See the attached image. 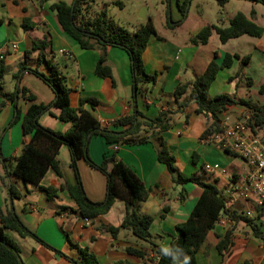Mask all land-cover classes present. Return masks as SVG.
<instances>
[{
    "label": "crops",
    "instance_id": "0c3cea01",
    "mask_svg": "<svg viewBox=\"0 0 264 264\" xmlns=\"http://www.w3.org/2000/svg\"><path fill=\"white\" fill-rule=\"evenodd\" d=\"M57 1L60 0H0V60L6 65L4 90L13 92L18 83L21 88L27 89V96H35L36 103L50 104L55 100L51 88L32 72L25 71L19 81L14 76L33 41L49 35L52 41L50 55L66 75L67 84L71 88L70 101L74 108L90 110L108 128H115L116 121L131 114L135 107L150 118H156L162 112L168 113L172 126L161 135L176 158L177 173L185 176L202 175L215 181L217 186L221 182L219 189L225 201L224 187L228 179L241 178L249 170V166L237 154L220 148L213 138L201 141L200 137L212 120L197 112L194 101L185 106H182V102L191 91V82L204 72L211 60L221 64L228 53L239 54L241 57L251 55V60L240 77H236L240 68L238 59L230 68L221 69L209 92L211 96L226 93L237 99H247L253 109L259 96L264 97L261 92L264 84V34L262 37L243 35L222 43L219 36L213 33L207 44L195 45L190 39L196 33L181 37L173 29H170V34H160L157 31L143 53L145 71L149 75L156 74V81L147 82L143 79L140 83L142 91L136 94L133 91L128 53L119 47H109L106 51V65L111 69L112 76L97 75L95 70L102 50L81 48L62 29L56 12L51 9V4ZM172 1L170 7L174 9L172 17L175 20L171 27L182 21L180 14L175 12ZM202 1L213 4L210 0ZM232 1H237L238 4H233L235 2ZM180 3L182 0H177L179 10ZM192 3L193 0L190 1V7ZM230 4L233 7L230 13L223 15L217 22L207 19L204 26H227L237 12H243L264 28L262 2L229 0L224 9ZM146 17L147 15L143 18ZM25 20L33 24L28 30L23 27ZM149 20L153 21L152 18ZM29 62L32 66L39 63L37 53L30 55ZM41 69L45 70L43 66ZM6 77H11V89L8 90L5 89L8 84ZM248 77L252 79L251 85H248ZM183 84H187L186 92L176 98L175 90L178 85ZM27 96L21 93L17 99L22 116L31 104ZM93 101L96 103L92 104ZM261 104L264 105V102ZM250 107L242 104L234 107L229 112L231 120H243ZM14 111V103L8 100L0 109L1 151L3 157L10 162V169L29 140V136L23 133L21 119L8 127ZM52 111L58 115L60 107L54 105ZM40 122L55 131L64 132L71 127L70 123L62 122L50 113L43 114ZM140 135L147 136L148 141L135 145L109 144L101 135H94L90 140L89 152L94 162L101 163L104 156L116 151L117 157L130 166L144 182L149 190V197L142 202L141 212L153 219L150 227L155 236L153 243L139 239L129 229H121L116 234L107 229L109 226H120L125 218L126 204L120 198L114 200L108 212L90 219V223L77 213L78 206L68 191V184L73 182V171L70 167V151L66 145L61 147L58 154L62 175L50 170L41 182L43 187L54 190L51 198H47L38 187L28 186L16 178L6 176L5 167L0 160V211H16L26 227L52 247L32 236L22 237L15 231L7 232L18 243L25 264H72L56 250L77 258L78 251L73 244L89 248L100 264H157L159 246L171 243L178 235L177 225L188 219L202 189L191 182L178 185L173 181L168 167L158 159L160 140L157 131L141 132ZM206 163L220 164L224 173L204 170ZM78 167L88 198L93 202L104 201L107 189L105 174L84 159L78 161ZM11 182L21 191L20 199L12 200L9 189ZM227 208L239 213L253 208L254 215L251 218L258 214L253 204L243 201ZM220 218L226 224L217 222L208 233L206 241L198 250L197 264H264V239L254 236L251 228L242 221L231 220L225 213ZM260 221L264 223V212ZM230 229H233V245L227 252H220L218 245ZM129 248L145 251L147 257L131 253Z\"/></svg>",
    "mask_w": 264,
    "mask_h": 264
},
{
    "label": "trees",
    "instance_id": "16d2710c",
    "mask_svg": "<svg viewBox=\"0 0 264 264\" xmlns=\"http://www.w3.org/2000/svg\"><path fill=\"white\" fill-rule=\"evenodd\" d=\"M215 1L220 6H224L229 0ZM256 1L264 4V0ZM94 2L95 0H74L72 4H69L60 0L51 4V9L56 12L62 29L76 40L81 48H99L102 50V55L96 65L97 75L101 77L112 76L111 69L106 65V51L109 47L114 46L124 49L130 58L133 91L137 94L142 91L140 83L143 82V79L147 82L156 81V74L149 75L145 71L143 53L150 38L157 34V30L153 22L149 20L145 25H141L131 32L111 18L105 7L100 11H93ZM188 2L189 0H185L184 4L180 5L181 8L179 6L185 17L187 16L186 5ZM115 3L120 4L119 1ZM32 26L31 22L25 20L24 29L28 30ZM213 33L219 36L222 43H226L243 35L262 37L264 28L248 18L243 12H237L229 20L227 26L219 24L206 25L192 36L190 41L195 45L207 44ZM51 42L49 35L43 39L34 40L31 49L26 51L25 59L20 63L18 71L14 74L18 81L25 71L32 72L39 77L55 94V100L50 104L34 102L35 96L33 94L27 96V89L25 87L21 88L18 83L15 91L6 92L3 86L6 65L3 60H0V109L6 100L12 101L15 111L8 127L13 126L21 119L23 133L29 136V140L24 144L21 154L15 158V165L10 169L8 159L2 155L0 135V160L5 167L6 176L16 177L26 185L31 184L38 187L45 193L47 198H51L54 195V190L43 187L41 182L50 170L60 176L62 175L58 154L61 147L66 145L70 151V167L73 171V182L68 184V191L78 206L77 213L84 218H96L108 212L114 200L120 198L126 204L125 218L120 226H109L107 229L114 234L121 229H129L139 239L153 243L155 236L150 231L153 219L141 212L142 202L149 197V190L144 182L130 166L117 157L116 151L104 156L101 163L94 162L89 152L90 140L94 135H101L109 144L135 145L148 141L147 136L140 135L141 132L148 133L153 130L157 131L160 140L158 159L168 167L173 181L178 185L191 182L202 189L191 214L185 222L177 225L178 235L171 241V243L182 247L184 253L190 257V264H197L198 250L206 241L208 233L214 229L222 213L227 214L230 219L236 222L246 223L251 228L254 236L264 239V223L260 221L264 209L257 210L258 214L254 218L247 217L237 210L232 211L226 207L215 181L212 182L202 175L185 176L177 173L176 158L161 135L163 131L172 126L171 117L168 113L162 112L158 117L150 118L135 107L131 114L116 121L115 128H108L103 126L90 110L83 107L74 108L70 101L71 88L67 84L66 75L60 65L55 62L54 57L50 55ZM33 53H37L39 62L35 66H32L29 62L30 55ZM236 59L240 60V68L236 77H240L249 64L251 55L241 57L239 54L228 53L221 64H218L216 60H211L204 72L191 82V91L182 102V106H185L190 101H194L197 104V112L203 113L212 120L210 126L200 137L201 141L220 131L221 118L225 113L232 111L234 107L241 104L251 106L247 99H237L235 96L226 93L211 96L209 92L219 71L223 68H230ZM41 66L45 70H42ZM247 81L248 85L252 84L250 77L247 78ZM186 89L187 84L178 85L174 93L176 98L185 93ZM261 92L264 93V84ZM21 93L31 101L23 116L17 104V99ZM95 103V101L92 102V104ZM54 105L60 107L58 115H55L52 111ZM250 111L252 114L247 119L246 124L253 133L258 134L264 127V108L261 110L251 108ZM45 113L56 116L62 122L70 123V129L62 132L44 126L40 122V118ZM226 152L233 153L228 150ZM80 159H84L92 167L105 174L107 189L104 201L93 202L86 195L78 167ZM9 189L12 200L22 197L21 191L14 182L9 184ZM182 197L184 198L185 194ZM0 217V264H25L18 243L7 231H15L22 237L32 236L44 245L51 247L34 232L30 231L13 209L1 210ZM232 231L233 229L228 230L225 237L220 241L218 245L220 252H227L233 245ZM73 246L78 251L77 258L56 251L65 256L72 264H100L97 256L89 248H83L77 244H73ZM128 251L140 257H147V252L142 250L129 248ZM158 254L157 264H171L169 258L160 255L159 249Z\"/></svg>",
    "mask_w": 264,
    "mask_h": 264
},
{
    "label": "built area",
    "instance_id": "2783aa9c",
    "mask_svg": "<svg viewBox=\"0 0 264 264\" xmlns=\"http://www.w3.org/2000/svg\"><path fill=\"white\" fill-rule=\"evenodd\" d=\"M251 114L249 111L243 120L232 121L231 114L225 113L221 118L220 131L209 138H213L223 150L240 156L249 166L244 176L231 177L226 182L224 187L226 207L243 201L253 204L256 210H260L264 209V127L258 134L253 133L246 124ZM204 170L224 173V169L218 163H206ZM243 213L247 217H253L254 209L244 210ZM85 221L90 223L88 218H85ZM217 222L226 224L223 218H219Z\"/></svg>",
    "mask_w": 264,
    "mask_h": 264
},
{
    "label": "rangeland",
    "instance_id": "374dc122",
    "mask_svg": "<svg viewBox=\"0 0 264 264\" xmlns=\"http://www.w3.org/2000/svg\"><path fill=\"white\" fill-rule=\"evenodd\" d=\"M63 1L72 4L74 0ZM116 1H119L120 4H116ZM170 1L171 0H95L93 3V11H100L105 7L111 18L131 32L135 31L141 25H145L147 21L152 18V22L160 34H170V29H173L182 37L190 33H197L204 26L205 20L207 19H214L216 22L219 21L218 19L222 18L223 15L226 16L233 8L230 4L227 5L228 7H226L227 9L225 10V5L220 6L215 0H210L213 2L212 5L206 1L193 0L192 6L190 7L189 4L191 0H189L186 5L188 16L185 17L177 8V0H173L175 12L180 14L182 21L171 27L170 25L173 24L175 18L172 17L174 9L170 7ZM232 2H235L233 4H238L236 3L237 1ZM180 4L181 6L183 5V0ZM142 14L147 15V17L143 18L141 16ZM5 79L8 82L5 89H11V77H6ZM258 99L259 100L253 105L255 110H261L264 107V105L261 104L264 102V97L259 96ZM8 167L10 168V162L8 163ZM17 180L21 181L19 179ZM27 185L31 186V184ZM218 187H221V182H219Z\"/></svg>",
    "mask_w": 264,
    "mask_h": 264
},
{
    "label": "clouds",
    "instance_id": "9594fccd",
    "mask_svg": "<svg viewBox=\"0 0 264 264\" xmlns=\"http://www.w3.org/2000/svg\"><path fill=\"white\" fill-rule=\"evenodd\" d=\"M159 253L170 259L171 264H190V257L184 253L182 247L174 243H162Z\"/></svg>",
    "mask_w": 264,
    "mask_h": 264
},
{
    "label": "water",
    "instance_id": "95a60500",
    "mask_svg": "<svg viewBox=\"0 0 264 264\" xmlns=\"http://www.w3.org/2000/svg\"><path fill=\"white\" fill-rule=\"evenodd\" d=\"M141 16H142V17H145V14H142Z\"/></svg>",
    "mask_w": 264,
    "mask_h": 264
}]
</instances>
